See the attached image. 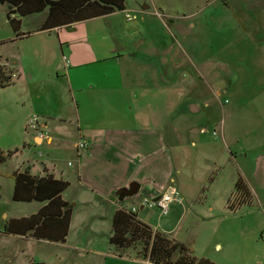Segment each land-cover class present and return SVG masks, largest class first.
Here are the masks:
<instances>
[{
    "label": "rangeland",
    "instance_id": "374dc122",
    "mask_svg": "<svg viewBox=\"0 0 264 264\" xmlns=\"http://www.w3.org/2000/svg\"><path fill=\"white\" fill-rule=\"evenodd\" d=\"M149 2L152 6L147 8L145 4ZM215 2L227 6L234 17L236 13L241 15L238 23L245 33L242 36L244 40L240 37L229 40V50L220 47L215 49L216 52L211 57L193 52L187 37L183 38L184 46L175 50L178 57H181L176 59L182 61L181 73L188 74L189 77L191 75L194 79L192 78L193 83L189 87L190 100H184V104L178 105L175 111L173 109L172 114L168 115L171 120L169 124L172 125L176 114H186L189 119L188 123L177 125L176 132L182 135L177 141L174 132L169 133L171 136L168 134L167 140L177 145L178 150L171 157L172 165L166 163V168L160 164L161 173L158 178H134L121 187H116L110 194L114 206L106 199L91 198L92 195L86 199L87 193L73 184L69 191L64 192L67 199L78 203L73 207L68 242L64 245L35 242L0 234V264H142L140 260H148L143 256L141 245L124 251L127 255L119 256L114 246L109 243L108 231L112 215L116 209H129L141 197H152L165 192H173L175 200L165 215L158 214L155 208L147 211L150 224L159 226L161 231L171 230L175 240L191 249L193 255L205 254L216 264H264V103L261 105L262 101H257L253 113V103L256 101L253 96L257 95V91L251 89L254 88V83H259L257 80L264 78V16L261 15V12H264V0H125V5L130 12L126 13L132 19L137 17L132 11H149L146 17L150 21V33L154 38L161 34L158 32L162 27L160 22L163 26L168 25L169 21L165 19L182 12L188 13L193 4L198 6L195 17H204L207 13L205 8L212 7ZM159 4L164 6L162 10L158 8ZM7 9L6 4L0 3V41L18 37L14 35L6 19ZM259 12L260 15H257ZM40 14L34 13L20 18L19 37L41 31L38 30L40 26L33 29L40 20ZM114 18V26L116 23L132 25L124 20L126 18L122 11H116ZM181 28L183 34H187V30L183 26ZM211 28L216 32L227 28L231 34L234 33L233 27L225 25V21L221 20H217L215 26L205 27V30L211 31ZM123 30L125 34L128 33L127 27L120 31ZM167 30L168 35L171 30L174 31V27ZM169 35L173 36V33ZM32 39L30 37L23 41L29 42ZM216 44L223 46L221 37ZM29 47L23 53L20 51L19 42L4 41L0 44V67L10 73V82L17 76L16 68L26 75V83L16 79L14 83L0 87V151L11 152V155L5 156L0 162V231L4 230L7 217L27 214L37 205L35 202L12 200L14 181L11 173L22 170L27 158L33 163L37 161V164L47 158L51 162L55 159L53 162L57 169L63 168L70 172L73 169L67 165V162H74V153L69 148L71 138L64 136L65 131H57L59 146L51 149L52 152H48V148L33 147L28 142L31 136L25 134L27 130L25 131L24 126L28 128L27 123L31 115L40 112L39 108L57 115L62 113L67 119H75L78 115L81 120H93L90 121L91 125L96 119H91L95 110L98 114V109H102V112L112 110L114 122L118 119L116 114L120 116L116 124L125 127L136 123L129 114L128 117L122 115L125 113L123 104L128 99L122 94L114 95L112 100L108 97L112 102L105 101L109 103L106 107L97 106L98 109H95V105H90V101H87V104L76 112L70 102H64V79L50 78L49 60L32 58L34 47L31 44ZM166 53L171 55L166 62L167 67L174 57L170 48ZM61 59L63 64H66L63 56ZM31 73L35 79H32ZM250 79L251 82L248 83ZM249 100L251 102L248 103ZM111 104L113 108L109 109ZM28 113L32 114L25 124L23 120ZM68 127L71 128L69 124ZM197 134H200V144L197 143ZM49 135L48 131V138ZM104 140L106 144H110L113 137L105 135ZM100 141L102 140L98 142ZM196 155L200 157L199 160L195 159ZM134 157L144 158L137 154ZM212 159L217 162L212 164ZM238 176L249 191V196H246L248 202L241 205L238 204L234 189ZM243 177L248 179L247 182ZM133 181L140 185L136 193L131 196L121 194V190L128 189ZM138 212H135L137 220L138 215L143 217V213ZM141 222L146 223L142 220ZM216 244H219V247H216ZM93 249L103 253L98 254ZM105 253L107 254L103 255ZM176 257L177 251L174 252L173 259Z\"/></svg>",
    "mask_w": 264,
    "mask_h": 264
},
{
    "label": "crops",
    "instance_id": "0c3cea01",
    "mask_svg": "<svg viewBox=\"0 0 264 264\" xmlns=\"http://www.w3.org/2000/svg\"><path fill=\"white\" fill-rule=\"evenodd\" d=\"M153 4L156 3L153 2ZM193 5L188 13L182 12V14H176L174 17L165 19L169 21L168 25L163 26V23L160 22L162 27L160 25L161 30L158 32L161 34L156 35V37L153 35L154 38L150 33L151 24L146 17L149 14L147 10L132 11V13H136V19H124L127 23H132V25L116 23L117 27L114 26L113 21L116 20L114 18L116 11L124 12V17L126 12L130 13L125 5L124 10H116L103 16L77 21L69 26H58L49 31H35L23 38L18 36L1 40L0 44L4 41L10 43L19 42L20 51H23V53L30 48L31 44L34 47V57L31 56L32 58L42 60L47 58L49 63H51L50 78L64 79L63 92L66 97L64 102H70L76 112L87 104V101H90V105H95V109L106 107L112 102L110 101L112 100L111 97L122 94V96L128 97L124 102L125 104H123L125 113H122V115L128 117L127 115L129 114L130 118H134L136 122L135 125L131 126L118 125L116 123L120 119L119 114H116L118 119L114 122L113 119L115 118L112 110L102 112V109H98L99 114L95 110L93 116H91V119L96 117L94 124L91 125L90 121L93 120H81L78 115H76L75 119H67L62 113L57 115L39 108L40 112L34 113L39 116L37 131H49L50 135L48 139L40 138L35 134L34 129L25 128L24 126L25 131L27 130L25 134H30L31 136L28 142L33 147L48 148V152H52L51 149L59 146L57 131H65L64 136L71 138L69 140V143H71L69 148L74 153V162L72 164L67 162V165L73 169L71 172L63 168L57 169L56 164L53 162L55 159H52L51 162L49 158L40 160L39 164H37V161L33 163L32 160L30 161L27 158L23 167L28 168L33 175L41 176L49 173L56 178L68 181L69 186L64 192L69 191L74 184L82 192L87 193L86 199H89L92 195L91 198L106 199L108 203L114 206L115 204L111 201L110 194L116 187H121L128 180L134 178L154 179L156 176L158 178L159 173H161L160 164L166 166V168L167 164L171 166V157L178 150L177 145H173L172 142L167 140L168 134L174 132L175 140L177 141L182 136L180 135L181 133L176 132L178 129L177 125L188 123L189 119L186 118V114L175 113L176 118L173 120L172 125L169 124L171 120L168 115H171L173 109L175 111L178 105L184 104V100H190L188 95L189 87L194 79L191 75L189 77L188 74L184 75L181 73L182 61H176L177 58L181 57H178L175 50L179 46L180 48L184 46L183 38L187 37V42L191 45L193 52L196 51L203 56L207 54V56L211 57L216 52L215 49H220V47L226 48V51L229 50L230 48H228L227 44L229 40L240 37L243 41L242 36L245 34L238 23V18L240 17L241 19V15L236 13V17H234L227 6L215 2L212 7L205 8L207 13L204 17H195L198 6L196 4ZM145 6L148 8L152 5L149 2ZM163 7L160 4L158 5L160 10ZM40 13V20L33 29H37L42 24L47 11L44 10ZM263 14L264 12L262 11L261 15L264 16ZM257 15H260V12ZM217 20L225 21V25L233 27L234 33L231 34L227 28L221 29V32H216L214 28H211V31L209 29L205 30V27L215 26ZM245 20L248 21V19ZM256 21L258 20L256 19ZM100 26H102L101 29ZM182 26L187 30V34H183ZM262 26L264 27L263 23ZM126 27L128 28L127 34L124 33V30L120 31L121 29H126ZM172 27H174V31L171 30L169 34L173 33V36L167 35V28L170 30ZM30 37L33 38L32 41H23ZM219 37H221L223 46L216 44ZM169 48L173 50L174 58L173 62L166 67V62L171 56L166 53ZM62 56L68 58L69 63L67 66H64L65 64H63L61 59ZM5 62L7 63V59ZM172 65H174L173 68ZM15 71L17 73L15 80L20 79L26 83L24 72L18 68ZM32 79H35V77ZM245 80L246 77L243 78L244 83ZM257 81L259 83H254V88L251 87L253 91L254 89L257 91V95L253 96V99L256 100L253 103L254 108H251L254 111L253 113H255V103L257 101H262L261 105L264 103V82H262L264 78ZM250 82L251 79L248 83ZM185 90H188V92ZM116 91H119V93ZM80 93L81 96H79ZM105 101L110 102L106 103ZM249 102L251 101L249 100ZM111 105L108 106L109 109L113 108V105ZM31 114L25 115L23 120L25 124ZM100 115L103 116L100 117ZM109 122L115 124L110 125ZM68 124L71 128L68 127ZM52 131L55 133L53 134ZM105 135H112L114 143L106 144ZM196 137L198 138L197 143H202L199 139L200 134H197ZM79 140H85L89 147L77 149L76 145ZM99 140L103 142H98ZM29 143H25V145ZM135 154L144 158L134 157ZM131 157L133 158L131 159ZM199 158V156H195V159L199 160ZM211 161L212 164L217 162L213 159ZM243 179L246 182L248 180L245 177ZM232 181L234 182L233 179ZM64 192L62 193V198L72 207L71 224L74 214L73 207L77 206L78 203L76 201L73 202L72 199H67ZM31 202L34 203V201ZM35 203L37 205L34 210L27 214L12 215L9 218L25 217L36 212L41 203ZM138 211L143 213V217L138 215L140 220L146 222L153 230L162 232L175 240L171 230L162 229L163 231H161L158 229L159 226H153V224L149 223V213L147 211H150V209L140 207ZM155 211L158 212L157 210ZM4 216L6 217V214ZM9 218L7 217L6 219L8 220ZM179 220L180 218L177 219V222ZM110 232L111 224L108 231V241ZM0 234L27 241L50 242L47 240H36L30 235L7 233L4 230L0 231ZM67 242L68 236H66L64 242L50 243H62L64 245ZM216 247H219V244H216ZM115 250L121 256V254H126L124 251L127 249L115 248ZM93 251L98 254L103 253L97 249H93ZM196 257L208 258L205 254H200ZM208 259L213 261L210 258ZM31 262L30 260L29 263ZM140 262L146 264L143 260H140Z\"/></svg>",
    "mask_w": 264,
    "mask_h": 264
},
{
    "label": "trees",
    "instance_id": "16d2710c",
    "mask_svg": "<svg viewBox=\"0 0 264 264\" xmlns=\"http://www.w3.org/2000/svg\"><path fill=\"white\" fill-rule=\"evenodd\" d=\"M6 4V19L14 35L19 36L21 17L47 11L38 30H51L58 26L103 16L125 9V0H0ZM17 16V17H16ZM29 34V33H27ZM10 73L0 67V87L10 85ZM11 152L0 151V162ZM12 200L18 202H39L41 206L29 216L9 218L4 231L12 234L30 235L36 240L64 242L68 234L72 207L62 198L69 182L53 174L33 175L28 168L15 170ZM238 204H245L249 191L246 184L237 177L234 182ZM246 199V200H244ZM137 220L136 213L116 209L111 219L109 243L118 249H130L141 245L143 256L152 264H216L204 257H196L185 245ZM177 257L173 259L174 252Z\"/></svg>",
    "mask_w": 264,
    "mask_h": 264
},
{
    "label": "built area",
    "instance_id": "2783aa9c",
    "mask_svg": "<svg viewBox=\"0 0 264 264\" xmlns=\"http://www.w3.org/2000/svg\"><path fill=\"white\" fill-rule=\"evenodd\" d=\"M126 19L130 20L131 17L128 13L125 14ZM63 59H65V65L69 63V60L66 59L65 56H63ZM39 124V116L37 114H32L31 118L29 120V123H27L28 128L34 129L37 131ZM38 137L40 138H48L46 131H37ZM87 147V143L85 140H79L77 142L76 148L84 149ZM175 196L173 192L170 194L168 192L160 193L159 195L152 196V197H141L139 201L136 204H133L129 209H125V211H130L135 213L138 211V208L145 207L147 209H153L155 208L160 214L165 215L169 212V206L172 202H174ZM146 264H150L149 261L145 262Z\"/></svg>",
    "mask_w": 264,
    "mask_h": 264
},
{
    "label": "water",
    "instance_id": "95a60500",
    "mask_svg": "<svg viewBox=\"0 0 264 264\" xmlns=\"http://www.w3.org/2000/svg\"><path fill=\"white\" fill-rule=\"evenodd\" d=\"M139 183L133 181L129 184V188L128 189H122L121 190V194L126 195V196H131L134 193H136V191L139 189Z\"/></svg>",
    "mask_w": 264,
    "mask_h": 264
}]
</instances>
